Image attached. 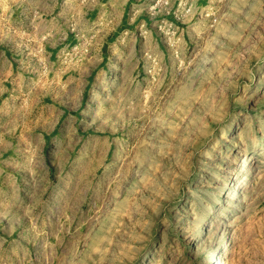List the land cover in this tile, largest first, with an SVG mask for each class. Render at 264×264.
Instances as JSON below:
<instances>
[{
	"label": "rangeland",
	"instance_id": "1",
	"mask_svg": "<svg viewBox=\"0 0 264 264\" xmlns=\"http://www.w3.org/2000/svg\"><path fill=\"white\" fill-rule=\"evenodd\" d=\"M216 262L264 264V0H0V264Z\"/></svg>",
	"mask_w": 264,
	"mask_h": 264
},
{
	"label": "bare ground",
	"instance_id": "2",
	"mask_svg": "<svg viewBox=\"0 0 264 264\" xmlns=\"http://www.w3.org/2000/svg\"><path fill=\"white\" fill-rule=\"evenodd\" d=\"M251 160H252V155L250 153L243 156V158L241 159V162L239 163V171L247 170L250 167ZM248 176L249 175L247 173L245 175L243 174L242 176H240L239 184L240 182L245 181L246 178H248ZM215 264H219V263L216 262Z\"/></svg>",
	"mask_w": 264,
	"mask_h": 264
}]
</instances>
